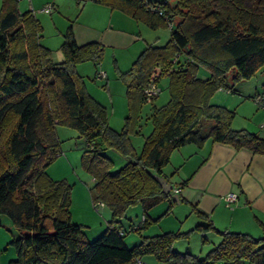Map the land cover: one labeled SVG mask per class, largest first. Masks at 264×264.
I'll return each instance as SVG.
<instances>
[{
    "label": "trees",
    "instance_id": "obj_1",
    "mask_svg": "<svg viewBox=\"0 0 264 264\" xmlns=\"http://www.w3.org/2000/svg\"><path fill=\"white\" fill-rule=\"evenodd\" d=\"M93 1L150 29L169 28L166 42H147L129 68L118 73L127 106L118 130L77 71L85 61L101 62L103 44H77L70 21L62 34V59L55 61L52 49L41 42L42 25L32 9H19V0L0 2V213L19 233L9 241L15 251L10 264H129L145 255L163 264L261 263L264 236L220 231L221 240L200 257L173 249L186 234L173 231L141 236L128 246L121 219L129 206L140 204L141 220L130 227L140 233L151 222L147 210L173 199L157 176H164L176 148H202L209 140L264 154V136L234 129V109L211 101L217 90H233L236 82L264 67V0ZM201 67L208 70L206 77L198 76ZM164 77L169 98L159 106L152 103V129L138 152L131 139L140 131L141 108L158 95L148 98L144 90ZM57 125L74 128L85 141L80 163L94 179L88 189L91 201L110 211L106 228L92 241L85 239L83 224L72 221L71 183L47 172L61 153ZM107 149L127 158L116 170Z\"/></svg>",
    "mask_w": 264,
    "mask_h": 264
},
{
    "label": "rangeland",
    "instance_id": "obj_2",
    "mask_svg": "<svg viewBox=\"0 0 264 264\" xmlns=\"http://www.w3.org/2000/svg\"><path fill=\"white\" fill-rule=\"evenodd\" d=\"M44 2L45 0H19V8L21 10L32 8L42 25L41 42L52 49L53 60L60 61L62 59L60 44L67 20L75 18L83 1H56V9L50 13L40 10ZM148 31L151 35L143 33V36H148L147 38L152 36L148 42L156 38L158 45L166 42L169 36V28H160L156 31L149 28ZM145 44L144 41L140 43L139 51ZM137 54L131 57L132 59L125 57L126 60H124L120 55L116 56L117 58L114 57L112 51L106 49L97 66L90 61H85L79 66V74L84 80L87 92L106 107L109 125L116 130L121 128L127 112L125 85L118 77V73L128 69ZM100 70L105 73L102 78L97 76ZM207 75L208 70L204 67L198 70V76L206 77ZM167 81L166 77L160 80V91L156 98L153 101L148 99L141 108L140 131L131 139L138 152L141 150L144 137L152 129L150 120L152 103L159 106L169 98ZM255 94L264 96V67L251 78L236 82L233 90L222 88L217 90L211 97V101L234 109L235 114L231 122L234 129L243 128L264 136V128L260 127V124L264 123V108L254 102L252 96ZM56 132L60 139L61 153L47 167V172L54 179L65 178L71 183L72 221L83 224L86 240H95L106 228L110 211L106 206L95 208L91 201L88 190L91 175L82 168L80 163L85 141L78 137L74 128L68 126L57 125ZM218 144L229 146L208 140L202 148L194 144H186L173 150L168 163L163 167V174L173 185L187 180L182 187L184 191L179 192L181 200L165 199L148 209L147 216L151 222L142 228L140 233L131 230L130 227L141 220L143 213L141 205L137 203L129 206L121 219L123 229H126L124 241L128 246L138 243L141 236L173 231L186 233L175 240L173 249L204 256L221 240L220 231L246 232L256 238L264 236V194L259 198L258 205L255 202L252 204L245 195L241 196L240 189L236 185L240 199L236 203L227 205L222 199L228 193L222 191L226 185L222 184L220 190L212 188L213 182H210L209 173L205 175L201 169L197 170L201 164L200 160L205 158L204 162ZM217 151L222 152V149L217 148ZM104 153L114 162L112 170H116L127 160L113 149H107ZM261 188L264 189V186ZM199 212L204 213L206 217H201ZM208 222L212 223L213 228L197 227V224ZM18 235L10 218L0 213V264H10V260L15 258L14 248L9 241ZM140 261L142 263L134 261L129 264H163L151 255L143 256Z\"/></svg>",
    "mask_w": 264,
    "mask_h": 264
},
{
    "label": "crops",
    "instance_id": "obj_3",
    "mask_svg": "<svg viewBox=\"0 0 264 264\" xmlns=\"http://www.w3.org/2000/svg\"><path fill=\"white\" fill-rule=\"evenodd\" d=\"M56 1L59 2V0H45L43 5L51 3L52 10L50 12H52L56 9ZM82 1L83 5L75 18L67 20V25L70 21L72 22L73 35L77 44L90 41L99 42L103 44L104 50L110 49L114 57L120 55L126 60L125 57L132 59L136 53L140 52L138 47L142 41L145 43L150 41L152 36H149L150 38L143 36V33L151 35L148 31L149 27L141 21L133 19L118 9H111L109 6L93 0ZM81 64L83 63L77 65L78 73H80L79 66ZM217 148H221L222 152L217 151ZM203 159L200 160L201 164L197 170L201 169L205 175L209 173L210 182H213L212 188L220 190L221 185L225 184L222 191L225 193L233 191L237 195V200L233 202L236 203L240 199V195L237 193L236 185H238L241 196L245 195L252 204L258 203L259 198L264 194V189L261 188L264 186V154H252L245 149L235 150L230 145L218 144L204 162ZM224 178L226 179L222 183ZM93 183L94 179L91 177L88 188ZM176 185L178 184L173 186ZM183 191L184 188H181L180 192ZM103 206L105 207V205ZM197 256L201 257V255Z\"/></svg>",
    "mask_w": 264,
    "mask_h": 264
},
{
    "label": "built area",
    "instance_id": "obj_4",
    "mask_svg": "<svg viewBox=\"0 0 264 264\" xmlns=\"http://www.w3.org/2000/svg\"><path fill=\"white\" fill-rule=\"evenodd\" d=\"M41 11H44V12H50L52 10V4L51 3H47L45 5H43L41 8H40ZM98 77L102 78L105 76V73L103 70H100L98 73H97ZM145 93H146V96L148 98L152 97V96H155L158 94V92L160 91V87L159 85H156V84H151L149 85L148 87L145 88ZM254 102L259 105L260 107L264 108V97L262 96H257L255 98H253ZM260 127L264 128V123L260 124ZM180 187L178 185L176 186H173L172 187V191L174 193H178L180 192ZM223 200L226 202L227 205H231L233 202H235L237 200V195L233 192H229L227 193L224 197H223ZM95 208H99V207H102L104 204L102 202H97L95 204H93ZM138 262L142 263L140 260H137ZM210 264H230V263H226L224 261H215V262H211ZM259 264H264V261H262L261 263Z\"/></svg>",
    "mask_w": 264,
    "mask_h": 264
},
{
    "label": "water",
    "instance_id": "obj_5",
    "mask_svg": "<svg viewBox=\"0 0 264 264\" xmlns=\"http://www.w3.org/2000/svg\"><path fill=\"white\" fill-rule=\"evenodd\" d=\"M157 180L160 182L162 190L166 193H170L173 187V184L168 181L164 176H157ZM171 196L179 200L177 193H172Z\"/></svg>",
    "mask_w": 264,
    "mask_h": 264
}]
</instances>
